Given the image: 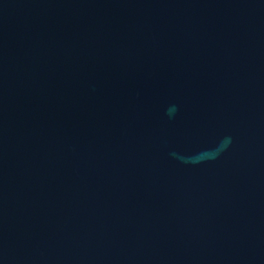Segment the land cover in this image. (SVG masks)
<instances>
[{"label": "water", "instance_id": "water-1", "mask_svg": "<svg viewBox=\"0 0 264 264\" xmlns=\"http://www.w3.org/2000/svg\"><path fill=\"white\" fill-rule=\"evenodd\" d=\"M264 206V0H0V264H243Z\"/></svg>", "mask_w": 264, "mask_h": 264}]
</instances>
